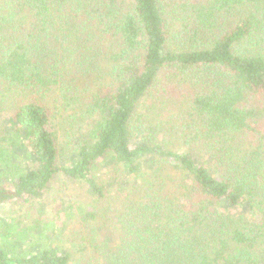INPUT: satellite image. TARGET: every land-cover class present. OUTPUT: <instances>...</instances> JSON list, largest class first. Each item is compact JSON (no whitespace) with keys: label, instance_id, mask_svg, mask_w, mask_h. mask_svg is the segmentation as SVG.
Instances as JSON below:
<instances>
[{"label":"trees","instance_id":"1","mask_svg":"<svg viewBox=\"0 0 264 264\" xmlns=\"http://www.w3.org/2000/svg\"><path fill=\"white\" fill-rule=\"evenodd\" d=\"M0 100V264H264V0H0Z\"/></svg>","mask_w":264,"mask_h":264},{"label":"rangeland","instance_id":"2","mask_svg":"<svg viewBox=\"0 0 264 264\" xmlns=\"http://www.w3.org/2000/svg\"><path fill=\"white\" fill-rule=\"evenodd\" d=\"M7 98V97H6ZM8 101H11L9 99H7ZM7 100H4L3 103L7 102ZM0 107L2 108H6L7 109V106L5 104L2 105L1 103V100H0ZM6 109L2 112H0V130L4 127L7 128V117H8V114L5 115V111ZM78 116H73V117H70V116H67L66 114H64V119L66 121H70L71 118H75V120L72 122V125H70L69 123L67 124L69 127L67 128H64L62 129V131L60 132H63V137H61V140L60 142H64V144H67L66 142H68V145L67 146H70L72 145L71 141H68L69 137L67 135V132L71 131H76V132H86V130L89 128L87 127V125L85 124H79V119L76 118ZM4 148V149H8V147L6 146V144H2L0 145V148ZM3 149V150H4ZM6 150L3 151L4 153H6ZM69 152V151H67ZM22 155V154H21ZM71 156V155H70ZM25 156L22 155V159L24 158ZM67 160V161H66ZM70 160V157H66V155L62 156L61 158V161L64 162V163H68ZM3 163L1 162V159H0V169L2 167ZM103 166V165H101ZM64 177H60V179H63ZM60 183H61V180L60 181H56L55 184H56V187H59L60 186ZM78 189L79 185L78 184H67L65 186H63L64 188V191H66V193H71L73 192V194H77V190L76 188ZM79 190V189H78ZM80 191V190H79ZM80 197H83L84 194H79ZM42 200V199H41ZM60 206V202L59 200L58 201H55L53 206H52V209H51V212L50 213H47L45 212L43 215L45 216V218H49L50 220V226L46 229H41L39 227V230H41L42 233H39V231L37 230H30V237H27V239L25 240L24 244H23V249L25 251H28V250H33L31 249L32 246L34 244L36 245H46L48 242L50 243H55V244H65V243H72L71 240H65L67 237V234L69 232H71L72 228L70 227H65L64 226H68V225H64L66 224L67 222V213H63L61 212L59 215L58 213L56 212V209ZM4 212L6 215L10 214V215H13L14 217H17L18 214H21L19 212H10L9 211V207L8 206H5L4 207ZM41 216V215H40ZM45 218L43 220H45ZM34 226V224L29 221V220H26L22 225L21 227L22 228H28V227H32ZM29 229V228H28ZM61 237V238H59ZM107 235L105 233H102V238H106ZM35 238V239H34ZM65 238V239H63ZM70 248H73L72 246H70ZM81 255V259L78 258L79 256ZM73 258L71 263L72 264H86V262H84V258L85 255H82L81 253H74L73 252ZM89 261L90 262H93V264H96L97 263V259L96 258H93V259H89L87 261V264H89Z\"/></svg>","mask_w":264,"mask_h":264}]
</instances>
